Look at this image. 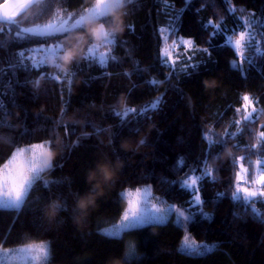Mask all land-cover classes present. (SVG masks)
Segmentation results:
<instances>
[{"label":"trees","instance_id":"obj_1","mask_svg":"<svg viewBox=\"0 0 264 264\" xmlns=\"http://www.w3.org/2000/svg\"><path fill=\"white\" fill-rule=\"evenodd\" d=\"M95 2L37 0L16 22H0V167L23 145L47 141L59 153L20 207L0 206V248L45 239L48 264H264V196L232 195L237 158H264V0H125L97 21L85 17ZM81 16L70 33L35 35ZM102 21L118 37L106 67L83 58ZM170 30L194 46L175 52V67L161 55ZM245 30L243 58L228 38ZM59 43L52 58L36 53ZM124 107L143 111L117 116ZM193 172L200 203L184 185ZM146 182L191 210L189 232L211 249L181 248L186 228L173 217L120 235L102 230L121 218L122 190ZM85 194L94 203L81 214ZM56 202L65 207L51 219Z\"/></svg>","mask_w":264,"mask_h":264},{"label":"rangeland","instance_id":"obj_2","mask_svg":"<svg viewBox=\"0 0 264 264\" xmlns=\"http://www.w3.org/2000/svg\"><path fill=\"white\" fill-rule=\"evenodd\" d=\"M101 25L103 28L101 29ZM100 31H106L110 32L108 28L104 25V22L102 21L98 27L95 28V34H96V40L92 43V45L89 47V49H92V54H96L99 57L105 56L107 52L108 43L107 39L104 38L102 35H99L98 32ZM246 33L245 39L243 41V46L240 48H236L238 52L242 53V57H245L244 48L249 40L250 33L248 30L244 31ZM179 34V33H176ZM169 32L167 35H165V44L163 45L162 49L167 51L168 55L172 58H174V54L177 51H185L193 49V43L191 45H188V41L192 42V39L189 37H185L181 34H179V38L174 36L172 39L169 40L168 38ZM239 39L238 38H228V41L230 44H232V41ZM177 45H180L183 47H177ZM233 45V44H232ZM234 46V45H233ZM61 48V44L59 43L56 48L55 52H52L50 50L36 52L40 57H45L47 54L50 58H52L53 54H56L57 51ZM38 49V47L36 48ZM35 49V51H36ZM42 49H44L42 47ZM49 51V52H48ZM89 52V50H88ZM37 54V55H38ZM36 55V54H35ZM45 55V56H44ZM164 57V56H163ZM37 144H43V158L44 160H47L50 156V148L47 141H42L35 144H29V145H23L19 146L15 149L14 153H16V150L19 148L25 149V151L21 154L16 155L17 161H23L25 164H27L32 156V153L27 151L29 147L32 145ZM13 153V154H14ZM13 157V155L7 159V161L0 167V169L3 168V166L10 161V159ZM239 163L243 164V168L247 171L244 173V183L240 185L241 187H247L250 190L255 191H261L262 187L260 184L256 183L257 177L264 173V158H256L253 159L250 162H241ZM15 163L12 164V167H15ZM241 169L239 168L238 172ZM193 176H189L187 179L191 178H197L199 177V174L196 172H193ZM191 175V174H190ZM184 185L189 187L192 191H194L195 196V189L191 188L188 184L185 183ZM243 198L245 200H252L253 198H246V194L241 193ZM122 196L126 199L127 205L126 208L121 216V218L114 224L104 226L102 230L109 234H114L116 227L118 225H122L125 223L124 216L128 215L129 217L132 216V213L134 211H138V215L133 218L136 222L132 224V226H138L143 225L149 222H163L167 220L170 217H173L177 222L181 223L186 229L185 233L181 242V248L186 249L188 251H196V252H204L208 249H211L213 246V243L211 242H204L199 241L195 239L191 233L188 230V223L189 220L192 218L193 214L191 213V210H187L183 207H180L175 202L167 201L164 197L154 194L151 184L149 182L143 183L137 187H127L122 190ZM193 196V199H194ZM255 198V197H254ZM194 202L195 199H194ZM197 203V202H196ZM173 206L175 210L173 209ZM183 213V216H180L179 213ZM131 223V221L129 222ZM131 226V227H132ZM129 228L125 227L124 229ZM119 231L118 234L120 235L123 230ZM0 264H48V241L43 239L35 242H29L20 244L17 246H9V247H1L0 248Z\"/></svg>","mask_w":264,"mask_h":264},{"label":"snow or ice","instance_id":"obj_3","mask_svg":"<svg viewBox=\"0 0 264 264\" xmlns=\"http://www.w3.org/2000/svg\"><path fill=\"white\" fill-rule=\"evenodd\" d=\"M32 2V0H17V2L13 3L12 0H5V3L0 5V9H3V15L0 16V19H3L4 21H17V17L25 13L29 7V4ZM128 3L131 2V0H127ZM125 3V0H97V5L95 7V15L97 18H103L107 20L108 14L110 10L113 7H120L122 4ZM71 20V17H69ZM84 17L81 16L79 19H76L73 21L74 26H80L83 24ZM67 24V21L65 22ZM211 24L212 22L209 21ZM45 27L51 28L52 25L48 24L45 25ZM130 30L131 26H127ZM219 28V25L216 26ZM103 26L101 25V29ZM21 31L25 32H31L30 29H21ZM71 29L68 27H60L55 29L54 32H44V33H35V35H48V36H55L57 34H67L70 33ZM19 34V33H17ZM99 35H102L104 38L107 39L108 43H117L118 37L115 33H110L106 31H100L98 32ZM170 36H176L179 38V34H173L171 30L169 31ZM246 33L241 31L239 33V39H236L232 41V44L235 48H240L243 46V41L245 39ZM164 37L161 36V43H163ZM188 45H191L192 42L188 41ZM179 48L180 45H177ZM46 51V50H45ZM207 51V50H202ZM161 55L167 58L168 64L175 67L178 56L176 58H172L168 55L167 51L164 49H161ZM238 56L242 57V53L237 52ZM89 60H95L101 67H106L108 63V58L105 56H100L98 59L94 58L92 55V49H89V56L83 57ZM113 61L116 60L115 57L111 58ZM191 59V57H189ZM79 59H73V63ZM242 64V60L240 62ZM35 67V66H34ZM187 67V66H185ZM53 78L54 77H50ZM243 103L242 107L244 109H248L250 106H253L254 101L251 97L245 96L242 98ZM153 107V105H150ZM143 110H138L136 108L131 107H124L120 109V111L116 112L117 116H120L121 113L123 114V117L127 118L129 117L130 113H141ZM239 111V109H237ZM252 112H256L255 107H252ZM244 119L249 120L252 119V113H249L247 116L244 117ZM261 136H264V132H261ZM207 140V136H205ZM141 142H144L142 140ZM43 144H37L32 145L27 149V151L32 153L30 161L25 164L23 161H17L16 155L21 154L25 151L23 148H19L16 150V153L13 154V157L10 159L8 163H6L2 169H0V206L2 207H10V208H18L20 205H22L25 201V199L29 196L30 192L33 189V184L36 179V177L41 173L45 168H47V165L45 163V160L43 158ZM238 161H242L243 158H237ZM15 163V167H12V164ZM238 167L241 169L236 174V186L237 190L232 195L235 197L238 194L244 193L246 194V198H254L258 196H264V173L260 174L257 179L256 183L260 184L262 187L261 191H255L250 190L247 187H241L245 181H244V173L247 171L243 168V164L239 163ZM194 173H191L190 177L193 176ZM209 175H211L209 173ZM201 179L203 177L201 176ZM47 183L45 182V187H47ZM185 183L188 184L191 188L195 189V196L194 199L197 203H200L202 201V194L200 191V179L197 178H191V179H185ZM65 206L60 205V210H63ZM173 209L175 210L174 206ZM138 211H134L132 213V216L129 217L128 215L124 216V221L122 225H118L116 227L115 233L118 234L119 231L124 229L125 227H131L132 224H134L136 221L133 219L138 215ZM180 216H183V213H179ZM131 221V223H129Z\"/></svg>","mask_w":264,"mask_h":264},{"label":"clouds","instance_id":"obj_4","mask_svg":"<svg viewBox=\"0 0 264 264\" xmlns=\"http://www.w3.org/2000/svg\"><path fill=\"white\" fill-rule=\"evenodd\" d=\"M141 141H140L141 144H143L145 142V141L144 142H141ZM58 154H59L58 152L51 151L49 158L47 160H45V163H46V165H47L48 168H50L52 166V162L55 160V158H56V156ZM98 167H100L102 171L108 170V169H110V162L105 163L104 165H100ZM94 176H95V174L93 173V175H91L89 177L90 182H91L92 179H94ZM110 178L111 177L108 176V175L105 176V179L106 180L107 179H110ZM92 203H94V201L92 200L90 194H85L77 202V208L80 210L81 214H83V213H86L88 207ZM59 211H60V203L59 202L53 203L51 205V209H50V212H49L50 218L51 219H55V217L59 214Z\"/></svg>","mask_w":264,"mask_h":264},{"label":"water","instance_id":"obj_5","mask_svg":"<svg viewBox=\"0 0 264 264\" xmlns=\"http://www.w3.org/2000/svg\"><path fill=\"white\" fill-rule=\"evenodd\" d=\"M36 1H37V0H32V2L29 4V7H30L31 5H33V3L36 2ZM12 2L15 3V2H17V0H12ZM3 3H5V0H3L2 2H0V5H2ZM96 5H97V0H96L95 4L87 10V12H86V14H85V17H86L87 19H89V20H95V21L102 19V18H97L96 15H95V11H94V10H95ZM29 7H28V8H29ZM114 8H115V7H113V8L110 10L109 14L113 13ZM109 14H108V15H109ZM2 15H3V9H0V16H2ZM79 18H80V17H78L77 19H79ZM75 20H76V19H75ZM66 21H67V24L65 23ZM0 22H6V21H4L3 19H0ZM48 24H51L52 27H51V28L45 27V25H48ZM62 26H63V27H68V28H72V27H74V25H73V21L70 22L69 19H65V20H62V21L54 20V21H51V22H48V23L44 24V25L42 26V28H43L44 30H46L47 32H54L55 29L60 28V27H62Z\"/></svg>","mask_w":264,"mask_h":264}]
</instances>
